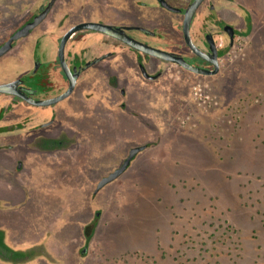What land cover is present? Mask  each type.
I'll use <instances>...</instances> for the list:
<instances>
[{"label":"flooded vegetation","instance_id":"1","mask_svg":"<svg viewBox=\"0 0 264 264\" xmlns=\"http://www.w3.org/2000/svg\"><path fill=\"white\" fill-rule=\"evenodd\" d=\"M249 1L202 0L189 23L190 42L185 18L194 0H0V48L48 8L37 25L11 40L0 54V84H11L9 92H0V231L4 243L13 249L39 246L44 252L15 263L4 259L0 250L1 264L51 259L46 227L53 228L58 238V230L62 232L67 224L64 215L72 217L79 207L88 205L84 213L90 207L95 215L90 229L85 223L80 227V253L86 254L101 216L102 211L94 209L102 204L101 194L106 197L110 184L154 145L136 142L142 137L143 115L133 96L152 90L143 83L161 81L173 66L189 76H219L225 58L252 29ZM83 22L120 27L135 40L182 57L206 72L150 54L102 31L82 28L66 42L69 67L102 58L78 74L67 96L50 104L36 103L69 89L59 47L64 34ZM46 73L50 81H44ZM128 138L135 143L128 146ZM139 145L145 148L131 157L124 171L99 186ZM111 149L121 151L113 163ZM23 225L41 230L42 238L33 241L36 235L30 229L28 245H14L11 230Z\"/></svg>","mask_w":264,"mask_h":264},{"label":"rangeland","instance_id":"2","mask_svg":"<svg viewBox=\"0 0 264 264\" xmlns=\"http://www.w3.org/2000/svg\"><path fill=\"white\" fill-rule=\"evenodd\" d=\"M249 2L252 29L219 76L173 66L133 96L143 115L136 142L154 145L101 194L86 254L88 205L64 215L62 239L46 227L51 259L26 264H264V0ZM119 154L111 149L112 163ZM30 229H12L13 244L28 245Z\"/></svg>","mask_w":264,"mask_h":264},{"label":"water","instance_id":"3","mask_svg":"<svg viewBox=\"0 0 264 264\" xmlns=\"http://www.w3.org/2000/svg\"><path fill=\"white\" fill-rule=\"evenodd\" d=\"M202 0H194V2L190 5V7L188 8L187 12H186V18H185V32H186V39L188 41L191 42L190 36H189V23L190 20L192 18L193 13L195 12L196 8L199 6V4L201 3ZM48 11V8H46L41 14L37 15L34 20L32 22H29L28 24H26L23 28H21L19 31H17L12 38L0 48V54L6 50V48L9 46L11 40L18 38L19 36H22L24 34H26L29 29L33 28L35 25H37L46 15ZM82 28H89V29H95V30H99L102 31L106 34H109L115 38H118L126 43H128L129 45L138 48L140 50L146 51L150 54L159 56L161 58L167 59V60H171L177 63L182 64L183 66L197 71V72H206V70L202 69V68H198L195 66L190 65L188 62H186L182 57L173 55L167 51L158 49V48H154L151 46H148L144 43L139 42L138 40H135L134 38L128 36L125 31L123 29H121L120 27H116L113 25H109V24H104V23H100V22H83L80 24H77L73 27H71L62 37L61 43H60V47H59V58L61 61V65L62 68L66 74V76L68 77L69 81H70V87L69 89L59 95L56 96L52 99H48V100H37L35 101L36 103L39 104H50L53 102H56L62 98H64L65 96H67L73 89L76 78L78 76V74L85 68H87L88 66H90L91 64H93L94 62H96L97 60H99L100 58H95L91 61H88L87 63H85L83 66H80L79 68L76 67H72L70 68L66 58H65V45L67 40L70 38V36L75 33L77 30L82 29ZM217 70L215 69L214 71H212L213 73L216 72ZM10 85L11 84H0V92H9L10 91ZM145 145H139L136 146L134 148H132L130 155L128 157V159L124 162V164L122 166H120L118 169H116L115 171H113L112 173H110L107 177H105L99 184V186L103 185L106 182H109L111 180H113L115 177H117L119 174H121L124 169L126 168L127 164L129 163L131 157L138 151H140L141 149H144Z\"/></svg>","mask_w":264,"mask_h":264},{"label":"trees","instance_id":"4","mask_svg":"<svg viewBox=\"0 0 264 264\" xmlns=\"http://www.w3.org/2000/svg\"><path fill=\"white\" fill-rule=\"evenodd\" d=\"M0 250L2 251L4 259L11 260L15 263L28 261L44 252L39 246L20 250L13 249L4 243L2 231H0Z\"/></svg>","mask_w":264,"mask_h":264}]
</instances>
